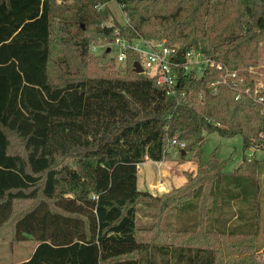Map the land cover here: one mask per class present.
<instances>
[{"label":"trees","instance_id":"obj_1","mask_svg":"<svg viewBox=\"0 0 264 264\" xmlns=\"http://www.w3.org/2000/svg\"><path fill=\"white\" fill-rule=\"evenodd\" d=\"M56 1L0 0V243H36L16 264H255L254 156L242 160L250 191L214 154L161 195L136 182L138 165L167 160L174 138L184 143L180 159L192 153L198 161L208 134L240 136L243 150L263 142L264 103L244 90L251 94L259 79L264 96V0ZM109 1L124 25L106 24ZM115 38L163 40L178 54L198 49L235 73L236 88L219 83L212 93L223 71L207 67L179 79L182 96L167 95L155 77L134 72L131 49L122 65L96 64L90 43ZM223 185L238 208L210 228ZM249 193L251 216L239 207ZM193 199L189 226L162 227L164 212L183 213ZM140 202L159 216L149 238L136 225Z\"/></svg>","mask_w":264,"mask_h":264},{"label":"rangeland","instance_id":"obj_2","mask_svg":"<svg viewBox=\"0 0 264 264\" xmlns=\"http://www.w3.org/2000/svg\"><path fill=\"white\" fill-rule=\"evenodd\" d=\"M60 4V1L57 0L54 5L58 6ZM108 9H109V18L106 21V24H120L124 25L126 23V18L124 13L122 12L121 8L115 4L113 1H109L107 3ZM103 39H95L93 40L91 44L98 45ZM111 52H108V54H105L101 57L89 53L91 56L94 57V60L96 64L99 66L106 62L110 57L115 56L118 53V50L116 47L113 46V44H110ZM53 49H56L53 47ZM168 158L165 161H162V164H156L152 163L149 160L145 161L142 164L138 165V188L141 189L140 185V177L147 181H152L153 179H156L155 185L152 186L153 189L157 188V190L154 191L155 195H159L158 193H166L163 192L164 190L159 186L161 183H170V190L178 188L185 182V173H189L191 175H194L197 171V167L199 164H202L203 162L207 161L212 154H214V158L217 160L225 161V165L223 167V173L224 174H236L238 176V184H239V190H252L251 188V181L249 176L244 171V164H243V157L247 156V154L250 153L249 149L243 150L242 145V139L240 136H234V137H220L215 133L208 134L205 136L204 144L201 148L200 152V160L193 158V154L189 153L187 154L183 159H180L177 154V149L172 148L168 150ZM254 158L257 159L259 164V170H258V184H259V191L257 192V198L256 201L258 203L259 209H260V216H262V220H264V150L262 151H256L254 153ZM198 161V162H197ZM184 165L183 167H179L180 165ZM195 166V167H193ZM193 167V168H192ZM184 168V170H183ZM181 179V180H180ZM182 181V182H181ZM220 196L219 201H221V204L216 205L213 204V210L209 215V222L208 225L210 228H217V219L219 218V215H222L223 217H226L229 214V210L232 211V207H228V200L229 198L226 195V192L220 187ZM168 192V191H167ZM153 195V196H155ZM254 194L249 193L246 195V202L245 205L242 203L239 205V207L246 209L248 216H251L252 212L254 211ZM195 199L190 200L188 203V207H185L182 212L178 211H168L164 212L162 215V218H164V221L162 223V227L170 230L174 228H182L185 226H189V224L192 223V219L195 216V210L193 205L195 204ZM192 206V207H191ZM237 206V207H236ZM236 209L238 208V205L235 203ZM249 210V211H248ZM158 214L156 217V211L155 208L147 202H140L137 206V214H136V225L140 232L142 233L143 237H151L154 232H146L145 230H148L155 225L159 224V218ZM239 221V219L232 220L231 224L233 222ZM234 222V224H235ZM263 221H259L262 223ZM244 223V222H243ZM187 228V227H185ZM36 243L31 240H25L23 242L16 243L12 246H10L8 243L3 242L0 243V263L1 264H11L15 263L21 260V258L27 256L34 248ZM151 255V254H150ZM155 259L157 257L155 256ZM255 264L257 263V257L255 254Z\"/></svg>","mask_w":264,"mask_h":264},{"label":"built area","instance_id":"obj_3","mask_svg":"<svg viewBox=\"0 0 264 264\" xmlns=\"http://www.w3.org/2000/svg\"><path fill=\"white\" fill-rule=\"evenodd\" d=\"M117 48L118 53L113 58L117 66L122 65L125 60V51L131 49L138 55V61L143 72L142 74L148 77H155L159 86L163 87L167 95L174 96L176 93L184 94L179 91V79L192 75L199 77L207 67H213L216 70H221L223 73L220 76V81L210 85V91L216 92L217 85L222 83L231 89L236 88V75L229 72L224 65L206 58L198 49H190L185 53L178 54L176 47L166 46L163 40L145 41L143 39L134 40L128 43L124 39L115 38L112 40L103 39L98 45L91 44L89 51L99 57L111 52L110 44ZM255 86L253 92L250 94L246 89L244 92L249 94L252 101L257 104L264 103V96L261 93L262 82L259 79H253ZM238 98V97H237ZM263 142L253 144L249 147L250 153L247 154L248 159L254 156L256 151L264 150V133L260 134ZM183 149L184 143L172 139L168 141L167 151L169 149Z\"/></svg>","mask_w":264,"mask_h":264},{"label":"crops","instance_id":"obj_4","mask_svg":"<svg viewBox=\"0 0 264 264\" xmlns=\"http://www.w3.org/2000/svg\"><path fill=\"white\" fill-rule=\"evenodd\" d=\"M150 162H152V161H150ZM152 163H156L157 164L158 162H152ZM158 164H162V163L159 162ZM183 166L184 165L181 164L179 167L181 168ZM193 167H195V166H193ZM183 170H184V168H183ZM226 175H230V174H226ZM155 183H156V179H153L152 181L149 180V181L146 182L145 179H143L142 177H140L141 189H139L138 188V185H137L138 184V176H137L136 186H137V189L139 191L148 192L151 195H155L154 191L157 190V188H155V189L152 188V186L155 185ZM170 183H166V184L165 183H161V184H159V186L164 190L163 192H167V191H169L170 187H172V186H170ZM171 185H172V183H171ZM223 187H224V185L221 188H223ZM228 188H231L232 191H236L237 190V188H235L233 186H229ZM158 194L161 195L163 193H158ZM235 203H236L235 200H232V201L230 200V202L227 204L228 206H231L232 207V211L233 212L236 211V207H237V206L235 207ZM235 219L236 218L233 217L231 219V221L232 220H235ZM260 221H263V222L260 223V225H259V232H258V236H257V239H256V257H257V263L258 264H264V220H262V216H260ZM227 225L228 224H226V227H227ZM241 229L244 230V231H248L250 229V227L247 224V225H244V227H242ZM32 251L27 256L21 258V260L18 261V262L26 261L30 257V255L32 254ZM18 262L11 263V264H16Z\"/></svg>","mask_w":264,"mask_h":264},{"label":"water","instance_id":"obj_5","mask_svg":"<svg viewBox=\"0 0 264 264\" xmlns=\"http://www.w3.org/2000/svg\"><path fill=\"white\" fill-rule=\"evenodd\" d=\"M109 51L107 50L106 51V53H108ZM133 70H134V72L136 73V74H142V72H143V70H142V68H141V66H140V64H139V62H134V64H133Z\"/></svg>","mask_w":264,"mask_h":264}]
</instances>
